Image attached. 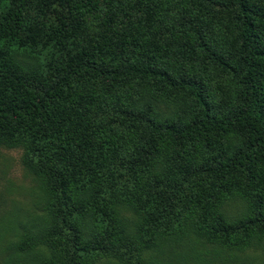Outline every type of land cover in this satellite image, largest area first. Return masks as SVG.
Segmentation results:
<instances>
[{"label": "trees", "instance_id": "16d2710c", "mask_svg": "<svg viewBox=\"0 0 264 264\" xmlns=\"http://www.w3.org/2000/svg\"><path fill=\"white\" fill-rule=\"evenodd\" d=\"M0 146L38 190L0 211V239L44 248L36 264L139 261L160 233L248 247L264 236V0H0Z\"/></svg>", "mask_w": 264, "mask_h": 264}, {"label": "rangeland", "instance_id": "374dc122", "mask_svg": "<svg viewBox=\"0 0 264 264\" xmlns=\"http://www.w3.org/2000/svg\"><path fill=\"white\" fill-rule=\"evenodd\" d=\"M20 148H5L0 146V211H13L25 214L34 209L33 202L38 192L34 179L26 172L21 162ZM239 208L235 202H226L224 213L232 216ZM124 215L132 216L129 209ZM146 231V230H144ZM159 247L143 250L139 261L117 263L113 258H99L96 264H264V236L243 249L220 247L192 235L189 239L176 238L166 234H157ZM148 237V233L144 238ZM7 243L0 239V264L10 256L16 259L15 264H36L47 257L46 250L37 247L29 254L33 258L24 257L22 253H12L6 249ZM45 250V251H44ZM39 258V259H37ZM101 262V263H100Z\"/></svg>", "mask_w": 264, "mask_h": 264}]
</instances>
